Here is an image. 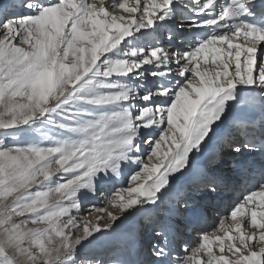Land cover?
Returning <instances> with one entry per match:
<instances>
[{
	"label": "snow or ice",
	"instance_id": "snow-or-ice-1",
	"mask_svg": "<svg viewBox=\"0 0 264 264\" xmlns=\"http://www.w3.org/2000/svg\"><path fill=\"white\" fill-rule=\"evenodd\" d=\"M0 264H264V0H0Z\"/></svg>",
	"mask_w": 264,
	"mask_h": 264
},
{
	"label": "bare ground",
	"instance_id": "bare-ground-1",
	"mask_svg": "<svg viewBox=\"0 0 264 264\" xmlns=\"http://www.w3.org/2000/svg\"><path fill=\"white\" fill-rule=\"evenodd\" d=\"M146 35H147L148 40L151 41L153 34H146ZM127 180H128V177L125 176L122 180L115 181L112 184L107 185L106 190H105V195H107V193L112 190L113 184L115 185L116 188H118L117 184L123 183L124 181L127 182ZM242 181L243 180L241 179V182L239 183L238 186H235L234 187V190L230 189L229 191H227L224 194V197H223L221 203L219 204V208H218V210H219V212L221 214L225 213L226 210H227V208L231 205L232 201L236 197L240 196L241 195V192L245 190V185L243 184ZM95 202L98 205H101L103 203V198L102 197L96 198ZM215 226H216V218H215V215H214L213 218L209 222L208 228H209V230H211ZM189 242L193 246L195 245V240L194 239H190ZM109 254H111V253H109Z\"/></svg>",
	"mask_w": 264,
	"mask_h": 264
},
{
	"label": "rangeland",
	"instance_id": "rangeland-1",
	"mask_svg": "<svg viewBox=\"0 0 264 264\" xmlns=\"http://www.w3.org/2000/svg\"><path fill=\"white\" fill-rule=\"evenodd\" d=\"M126 177H128V176L126 175ZM126 183H127V182L124 181L123 183H119V184H117V186H118V188L121 187V186H126Z\"/></svg>",
	"mask_w": 264,
	"mask_h": 264
}]
</instances>
